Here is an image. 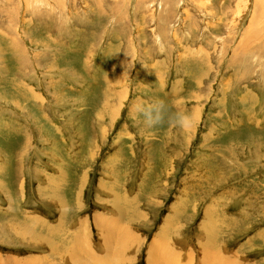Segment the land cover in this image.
Here are the masks:
<instances>
[{
    "label": "rangeland",
    "instance_id": "rangeland-1",
    "mask_svg": "<svg viewBox=\"0 0 264 264\" xmlns=\"http://www.w3.org/2000/svg\"><path fill=\"white\" fill-rule=\"evenodd\" d=\"M0 191V264H264V0H0Z\"/></svg>",
    "mask_w": 264,
    "mask_h": 264
},
{
    "label": "clouds",
    "instance_id": "clouds-1",
    "mask_svg": "<svg viewBox=\"0 0 264 264\" xmlns=\"http://www.w3.org/2000/svg\"><path fill=\"white\" fill-rule=\"evenodd\" d=\"M154 39L157 43L160 42L159 36H155ZM135 115L142 120L146 128L159 125L166 115L172 123L181 129L189 127L191 123V117L185 111L168 114L166 105L162 100H153L150 103H137Z\"/></svg>",
    "mask_w": 264,
    "mask_h": 264
},
{
    "label": "bare ground",
    "instance_id": "bare-ground-1",
    "mask_svg": "<svg viewBox=\"0 0 264 264\" xmlns=\"http://www.w3.org/2000/svg\"><path fill=\"white\" fill-rule=\"evenodd\" d=\"M34 1V0H33ZM35 3V2H34ZM7 43V42H6ZM6 48H7V50L9 51L10 49H11V43L9 42V43H7V45H6ZM48 180H50L49 178H47ZM51 181V180H50ZM49 182V181H48ZM1 192V191H0ZM61 200V199H60ZM111 203H112V205H110V206H113L112 208H114V207H116V202H115V199L113 198L112 199V201H111ZM102 204V203H101ZM60 205V204H59ZM118 208H115V211L117 210ZM120 211V210H119ZM121 212V211H120ZM116 213V212H115ZM111 221H113V219L111 220ZM207 224V223H206ZM99 225V224H98ZM58 227V226H57ZM205 227V226H204ZM33 229V228H32ZM98 229H100L101 231H102V233H100V234H102L103 235V238H104V241L106 240V237L107 238H109L111 235H112V233H114V229H115V227L113 228V230L112 229H110V228H105V227H101V228H98ZM206 229V228H205ZM210 229V228H209ZM41 231V230H40ZM205 232H207V230L205 231ZM39 233V232H38ZM41 234V233H40ZM36 235H38V234H36ZM41 236V235H40ZM34 237V236H33ZM43 239H45V238H43ZM207 239V238H206ZM36 240H37V238H36ZM158 242V241H157ZM210 242V241H209ZM165 246V245H164ZM157 248V247H156ZM155 248V249H156ZM159 248V247H158ZM158 250V253H156V254H158V255H155V252L154 251H152V250H150L149 251V257H147V261H148V264H172V262L173 261H170V259H165L164 258V256H163V250H162V248L160 247V249H157ZM70 256L71 257H76L75 255H74V252H71V254H70ZM171 256V255H170ZM71 259H73V261L75 262V263H77V264H83V263H79L78 262V260L76 259V258H71ZM79 259V258H78ZM204 260H205V258H204ZM188 262V261H187ZM87 264V263H86ZM206 264V263H205Z\"/></svg>",
    "mask_w": 264,
    "mask_h": 264
}]
</instances>
